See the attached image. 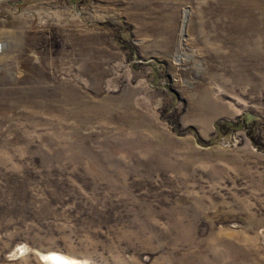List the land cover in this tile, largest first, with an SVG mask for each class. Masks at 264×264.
<instances>
[{
	"label": "rangeland",
	"instance_id": "obj_1",
	"mask_svg": "<svg viewBox=\"0 0 264 264\" xmlns=\"http://www.w3.org/2000/svg\"><path fill=\"white\" fill-rule=\"evenodd\" d=\"M0 44V264H264V0H0Z\"/></svg>",
	"mask_w": 264,
	"mask_h": 264
},
{
	"label": "bare ground",
	"instance_id": "obj_2",
	"mask_svg": "<svg viewBox=\"0 0 264 264\" xmlns=\"http://www.w3.org/2000/svg\"><path fill=\"white\" fill-rule=\"evenodd\" d=\"M50 263L53 264H75L74 260L71 258L60 255V254H50L44 256ZM46 260V261H47Z\"/></svg>",
	"mask_w": 264,
	"mask_h": 264
},
{
	"label": "trees",
	"instance_id": "obj_3",
	"mask_svg": "<svg viewBox=\"0 0 264 264\" xmlns=\"http://www.w3.org/2000/svg\"><path fill=\"white\" fill-rule=\"evenodd\" d=\"M230 123V122H229ZM227 124V122L225 123V125ZM230 127H235V125H231ZM218 129H221L222 127L221 126H217Z\"/></svg>",
	"mask_w": 264,
	"mask_h": 264
},
{
	"label": "built area",
	"instance_id": "obj_4",
	"mask_svg": "<svg viewBox=\"0 0 264 264\" xmlns=\"http://www.w3.org/2000/svg\"><path fill=\"white\" fill-rule=\"evenodd\" d=\"M0 49H1V44H0Z\"/></svg>",
	"mask_w": 264,
	"mask_h": 264
}]
</instances>
